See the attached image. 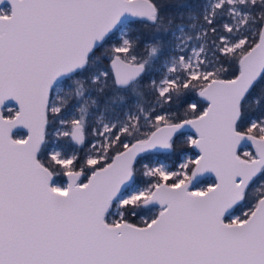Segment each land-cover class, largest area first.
<instances>
[{
    "label": "snow or ice",
    "instance_id": "1",
    "mask_svg": "<svg viewBox=\"0 0 264 264\" xmlns=\"http://www.w3.org/2000/svg\"><path fill=\"white\" fill-rule=\"evenodd\" d=\"M0 264H264V0H0Z\"/></svg>",
    "mask_w": 264,
    "mask_h": 264
},
{
    "label": "trees",
    "instance_id": "2",
    "mask_svg": "<svg viewBox=\"0 0 264 264\" xmlns=\"http://www.w3.org/2000/svg\"><path fill=\"white\" fill-rule=\"evenodd\" d=\"M144 32H145V36H147V35L150 34L149 30H147V29H145ZM140 50L143 51V44H141V49H140ZM192 97H193V99H199L198 97L195 96L194 93L192 94ZM5 111H6V110H5ZM187 134H188V133H186V135H187ZM185 138H186V137H181V138H180V141H179V147H178V149H177V153H174V154L171 156V159H169L167 162H169V163H171L172 165H174L175 163H177V162L179 161V158H180V155H181V154H183V153H188V152H193V150H192L191 148H188L187 145H185V144L183 143V141H184ZM91 139H92V137L89 136V140H91ZM180 149H183V151H181Z\"/></svg>",
    "mask_w": 264,
    "mask_h": 264
},
{
    "label": "rangeland",
    "instance_id": "3",
    "mask_svg": "<svg viewBox=\"0 0 264 264\" xmlns=\"http://www.w3.org/2000/svg\"><path fill=\"white\" fill-rule=\"evenodd\" d=\"M16 134H17V136H22V135H24V132L18 131V132H16ZM243 150L244 149H241V151H243ZM194 155H195L194 150H193V152L183 153L180 155L178 162L182 161L183 159L189 158V157H194ZM166 163H169V162L166 161ZM169 164L172 165L171 163H169ZM212 182H214V179H212V178H203V179L199 180L197 187H206L209 183H212ZM241 211H242V209H238L237 211L234 212V215H239Z\"/></svg>",
    "mask_w": 264,
    "mask_h": 264
},
{
    "label": "water",
    "instance_id": "4",
    "mask_svg": "<svg viewBox=\"0 0 264 264\" xmlns=\"http://www.w3.org/2000/svg\"><path fill=\"white\" fill-rule=\"evenodd\" d=\"M10 106H14V102H13V104H12V105H10ZM18 131H21V132H24V133H25V130H24V129H19V130H16V132H18ZM249 147H250V145H249ZM203 178H212V179H214V180H215V177H214V175H213V174H211V173H206V174L202 175V176L199 178V180H200V179H203Z\"/></svg>",
    "mask_w": 264,
    "mask_h": 264
}]
</instances>
